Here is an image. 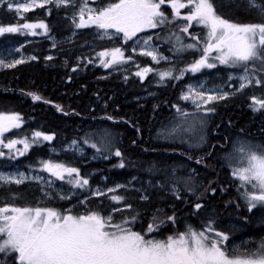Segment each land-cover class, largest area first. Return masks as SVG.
Instances as JSON below:
<instances>
[{"label":"snow or ice","instance_id":"obj_1","mask_svg":"<svg viewBox=\"0 0 264 264\" xmlns=\"http://www.w3.org/2000/svg\"><path fill=\"white\" fill-rule=\"evenodd\" d=\"M33 9L43 18L25 16ZM0 10L15 20L0 22V70L42 61L69 83L99 66L97 80L140 86L131 114L100 89L81 110L14 90L79 122L60 138L0 110V264H264V0H0ZM8 34L49 48L25 54L33 42ZM240 97L261 117L260 140L239 121ZM144 112L159 124L147 139Z\"/></svg>","mask_w":264,"mask_h":264},{"label":"trees","instance_id":"obj_2","mask_svg":"<svg viewBox=\"0 0 264 264\" xmlns=\"http://www.w3.org/2000/svg\"><path fill=\"white\" fill-rule=\"evenodd\" d=\"M30 20H35L37 18H43V13L40 9L38 11H30L26 13ZM241 18H248L243 10H241ZM0 22L8 23L15 22L13 17L9 14L0 10ZM43 46L42 42L26 44L25 48L30 50H36L37 53L43 51L40 49ZM35 54V53H34ZM65 69L63 67H45L44 63L41 62H29L25 65L18 66L17 69L10 70H0V110H17L24 114L25 119L32 117L31 120L24 126L25 128H37L38 126H43V130H54L60 134V138L68 137L71 138L73 135V129L75 123L79 122V118L74 117H64L62 114L57 113L53 108L52 104H45L43 101L33 102L30 97H22L19 92L14 91L17 88H26L31 90H38L40 94L53 102H58L61 104H71L73 108L81 110L90 102L91 93L95 89H100L101 94L113 95L115 94L116 103L121 105V114L123 112L132 113L135 107L134 102L131 101V96L134 93L140 92V86L137 81L130 79L129 85L127 87L122 85V82L118 79L116 74H113L107 80H97L96 77L105 75L104 70L99 66H89L88 69L78 72L75 76L74 82L64 83L61 77L65 74ZM86 85V89L82 90L80 85ZM12 89L13 91H4V86ZM169 93L172 89L167 90ZM74 93H79V95H74ZM143 94V93H141ZM244 97H240L238 100L233 102V107L236 104H240L241 107L236 109V113L239 114V121L246 128H249L253 132V135L257 140L262 139L257 131L258 126L261 122V117L259 115H253L249 109L243 106ZM111 110V109H110ZM236 113H233L230 108L226 114L233 116L236 119ZM148 112L140 114V119L144 127V135L147 139L149 132L153 135L156 132L157 127H159L158 122L147 121ZM75 121V123H74ZM120 130H124L121 128ZM133 131L127 130V136H132ZM152 144L159 146L163 144V141L152 140ZM45 149L43 146L40 149L31 150L32 153L36 151L43 152ZM154 154L146 155V159L153 158ZM24 158V157H23ZM30 154L27 158L31 159ZM22 160V159H21ZM114 162V161H112ZM109 162H90L91 167L103 168L104 175H110L113 178L123 180L127 173L124 170H113L108 171L107 166ZM255 220V218H253Z\"/></svg>","mask_w":264,"mask_h":264},{"label":"rangeland","instance_id":"obj_3","mask_svg":"<svg viewBox=\"0 0 264 264\" xmlns=\"http://www.w3.org/2000/svg\"><path fill=\"white\" fill-rule=\"evenodd\" d=\"M20 2H24V0H20ZM33 12L34 11H38V9H33L32 10ZM5 12V11H4ZM7 13V12H6ZM11 15V14H10ZM12 16V15H11ZM8 40L10 43L13 44V46H18V43H23L25 39L27 40H30L32 41L33 43H38V42H42L43 46H40V49L43 50L44 52L47 51V49L49 48V44L50 42L47 41L46 39H44L43 37H40V36H36V37H32V36H28V37H23V36H19L18 34H8ZM59 38V37H58ZM5 40V37H0V44H3ZM22 51L25 52V54H28L29 52H31L30 50L28 49H23ZM103 69V68H102ZM105 74L107 72V70L103 69ZM42 147V146H41ZM22 159V161H24L25 163L27 162V159H24L23 157L20 158ZM92 162H98V161H92ZM91 167V166H90ZM104 175V174H103ZM99 176L96 177V179H98ZM122 182V181H121ZM237 242H239V240H237Z\"/></svg>","mask_w":264,"mask_h":264}]
</instances>
